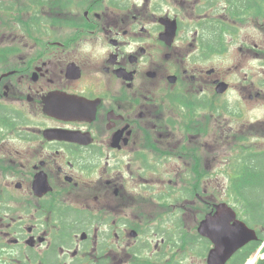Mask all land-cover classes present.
I'll return each instance as SVG.
<instances>
[{
  "label": "flooded vegetation",
  "instance_id": "flooded-vegetation-1",
  "mask_svg": "<svg viewBox=\"0 0 264 264\" xmlns=\"http://www.w3.org/2000/svg\"><path fill=\"white\" fill-rule=\"evenodd\" d=\"M208 1L216 26L189 40L150 0H0V264H180L194 241L208 254L186 227L220 165L196 145L214 127L219 164L241 116L230 96L264 101V42L229 27L220 3L237 0Z\"/></svg>",
  "mask_w": 264,
  "mask_h": 264
},
{
  "label": "rangeland",
  "instance_id": "rangeland-1",
  "mask_svg": "<svg viewBox=\"0 0 264 264\" xmlns=\"http://www.w3.org/2000/svg\"><path fill=\"white\" fill-rule=\"evenodd\" d=\"M140 3H148V0H138ZM151 1V11L158 10L155 8H152L155 4L160 6L159 10L157 11V18L160 15L162 7L167 8L170 10L172 16L176 15L183 23V33L189 35V40H191L194 37V34H192L190 31L192 29H198L201 28L199 31H202V29L207 30L208 33H212L213 28L216 26V10L211 9V12L209 13L208 10L206 11L205 8L208 5L209 1L202 2L196 5V9H194L195 4H187L184 3V5L169 1L168 3H162L161 0H150ZM150 4V2L148 3ZM221 8H223L225 5L224 3H221ZM220 13H223V10L220 11ZM231 16L233 18H238V21H229V27L231 29L236 28V34H238V37H248L251 38L252 42L262 43L264 42V29H262V26H264V15L259 17L256 13L252 14H242V11L239 12H231ZM228 36L226 45L231 46V50H234L238 47V45H231L229 43V37ZM233 61V55L230 51L228 54L220 57V63L223 66H229ZM230 99L233 102H237L234 106H236L241 111V116L239 117H233L236 119L235 122L229 123L228 126L233 127L232 129H226L223 131V127L220 131V148H219V164L213 163V146L216 143V137L213 136L214 127L211 129V137L204 136L200 141V145L203 147L196 145L200 151L201 156L210 154L211 159V166L212 168L220 165L219 172H213L211 170L210 176H215L217 179L214 181V189L216 193L219 194V201H221V193L222 191H225L227 189L228 180L226 178L227 172H233L229 168L233 166L235 161L238 157L243 155L245 152L242 151V147L240 145L239 137L248 135L249 132H252L253 134L262 133L263 131L260 130V124H262L261 119H264V101L263 96H260L257 100L251 101V102H245L240 98L238 94L231 95ZM248 107V110H247ZM260 119V121H256L253 123L252 128L249 126L250 121ZM261 122V123H259ZM224 124V123H223ZM247 125V127L242 126ZM241 126V127H240ZM221 127V125H220ZM235 130V131H231ZM259 131V132H258ZM227 137H230L227 140ZM13 139H19V137L13 135ZM207 146V147H205ZM258 149H264V147H260ZM212 180V179H211ZM211 199L214 200L213 197ZM217 200V199H216ZM217 201V202H219ZM205 208H207V205L205 204ZM201 212H197L193 214V217L189 219L188 226L186 228H189L192 233H197L196 226L199 222V219L201 217ZM142 239V238H141ZM138 242H135V244ZM189 243H196V246L192 249H189V245L187 246L186 251L183 253V256L178 255L176 256V263L180 264H207V252H204L202 254V245L197 242H189ZM176 251H173V253ZM172 253V254H173ZM257 256L260 258L261 255L259 253L255 254L253 258L248 262V264H251L252 260Z\"/></svg>",
  "mask_w": 264,
  "mask_h": 264
},
{
  "label": "trees",
  "instance_id": "trees-1",
  "mask_svg": "<svg viewBox=\"0 0 264 264\" xmlns=\"http://www.w3.org/2000/svg\"><path fill=\"white\" fill-rule=\"evenodd\" d=\"M230 5L242 14H264V0H237ZM240 145L245 153L229 168L233 172H227L228 185L220 200L233 205L239 217L258 230L260 239L237 253L230 264H245L264 241V151H255L241 142ZM259 264H264V259Z\"/></svg>",
  "mask_w": 264,
  "mask_h": 264
},
{
  "label": "water",
  "instance_id": "water-1",
  "mask_svg": "<svg viewBox=\"0 0 264 264\" xmlns=\"http://www.w3.org/2000/svg\"><path fill=\"white\" fill-rule=\"evenodd\" d=\"M176 32V23L167 24V32ZM201 225V231L215 244L211 251L210 264H225L244 245L257 238L256 232L237 217L236 211L226 203L216 206Z\"/></svg>",
  "mask_w": 264,
  "mask_h": 264
}]
</instances>
